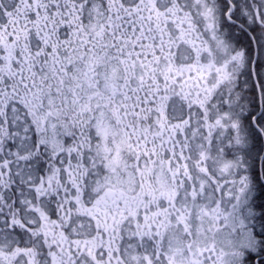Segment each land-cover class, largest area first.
<instances>
[{"label":"snow or ice","instance_id":"obj_1","mask_svg":"<svg viewBox=\"0 0 264 264\" xmlns=\"http://www.w3.org/2000/svg\"><path fill=\"white\" fill-rule=\"evenodd\" d=\"M0 264H264V0H0Z\"/></svg>","mask_w":264,"mask_h":264}]
</instances>
